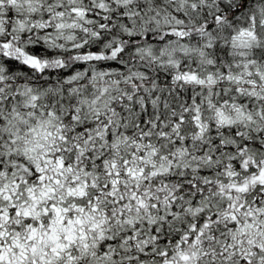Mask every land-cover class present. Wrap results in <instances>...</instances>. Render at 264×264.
Wrapping results in <instances>:
<instances>
[{
	"label": "snow or ice",
	"instance_id": "snow-or-ice-1",
	"mask_svg": "<svg viewBox=\"0 0 264 264\" xmlns=\"http://www.w3.org/2000/svg\"><path fill=\"white\" fill-rule=\"evenodd\" d=\"M0 264H264V0H0Z\"/></svg>",
	"mask_w": 264,
	"mask_h": 264
}]
</instances>
